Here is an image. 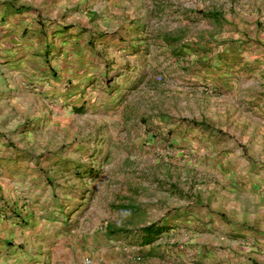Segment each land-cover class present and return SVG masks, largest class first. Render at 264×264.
Wrapping results in <instances>:
<instances>
[{
    "label": "rangeland",
    "instance_id": "obj_1",
    "mask_svg": "<svg viewBox=\"0 0 264 264\" xmlns=\"http://www.w3.org/2000/svg\"><path fill=\"white\" fill-rule=\"evenodd\" d=\"M57 6L84 19L68 44ZM257 95L264 0H0V175L30 201L0 264H241Z\"/></svg>",
    "mask_w": 264,
    "mask_h": 264
},
{
    "label": "crops",
    "instance_id": "obj_2",
    "mask_svg": "<svg viewBox=\"0 0 264 264\" xmlns=\"http://www.w3.org/2000/svg\"><path fill=\"white\" fill-rule=\"evenodd\" d=\"M56 1L65 3L69 0ZM57 7L54 10L55 12L53 11V15H49V18L55 19L54 23H62L61 20H65L67 29L63 32L66 35L64 37V42L68 44L73 39L75 40V38H77L79 35L78 34L76 37H74L73 33L77 31L76 28L80 26L79 23H82L84 19L82 17L76 16V14H74L75 11H72L70 15L69 13L66 15L64 12V6ZM71 15H74L73 18H70L72 17ZM11 17L12 19H15L19 25L29 26V32L35 33L37 31L42 36L43 34H47V32L44 30V27L41 26V21L38 22L37 20L35 22L34 20H29L28 16L23 15V13H12ZM21 19H25L28 22H21ZM81 29L82 32H79L80 35L81 33L84 34L88 31L84 28ZM60 30H62V28ZM44 37L45 36H43V38ZM84 37L85 36H83V38ZM118 48L122 49V46L119 45ZM107 51H110L109 47L107 48ZM257 97L258 99L255 100V102L260 105V108H262L261 105L264 104V95H257ZM260 129L263 130L257 132L255 131L254 134H252L253 136H251V138H254V141L258 146L256 153L254 155L241 156L240 158L242 161L241 165H244L245 168L243 167L244 169L242 170L243 172L241 171V178L236 184V188L239 192L238 198L241 200V202H238L237 205L239 204L243 210L238 216L237 220L242 225H249V228L251 227L250 230L246 228L240 230L242 238L241 240L252 241L254 245L253 247L242 246L244 255L242 254L240 258L241 260H239L241 264H264V128L260 127ZM4 165V169H2L3 174L2 176L0 175V240L3 237L8 236V234L10 236L12 234L14 235L15 233H18L21 224L19 218L25 220L26 217L30 216V212L28 211L30 209V201H21L18 198V195L24 192L23 186H27L28 182H20L22 176V174H20V167L14 165L12 168L10 165L9 168L7 166L9 165L8 163ZM27 192L28 194L25 196L30 195V199H35L37 197L36 195L40 196L39 193H37L35 190L33 191V189L28 188ZM2 209H7V212L2 211ZM49 213L54 214L53 212ZM23 214L25 217H23ZM50 214H46L45 218L49 219L51 217ZM156 225L160 224L158 223ZM23 228H26V226H23ZM149 243H151V241ZM246 249H250L251 251L245 252L244 250Z\"/></svg>",
    "mask_w": 264,
    "mask_h": 264
},
{
    "label": "trees",
    "instance_id": "obj_3",
    "mask_svg": "<svg viewBox=\"0 0 264 264\" xmlns=\"http://www.w3.org/2000/svg\"><path fill=\"white\" fill-rule=\"evenodd\" d=\"M161 229L162 227L156 225L155 223H150L140 227L137 234L138 242L140 244L149 243L161 231Z\"/></svg>",
    "mask_w": 264,
    "mask_h": 264
},
{
    "label": "built area",
    "instance_id": "obj_4",
    "mask_svg": "<svg viewBox=\"0 0 264 264\" xmlns=\"http://www.w3.org/2000/svg\"><path fill=\"white\" fill-rule=\"evenodd\" d=\"M85 260H86V258H85Z\"/></svg>",
    "mask_w": 264,
    "mask_h": 264
}]
</instances>
